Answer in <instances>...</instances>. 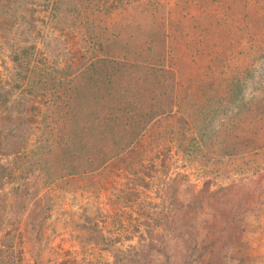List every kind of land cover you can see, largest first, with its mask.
Returning a JSON list of instances; mask_svg holds the SVG:
<instances>
[{
	"label": "trees",
	"instance_id": "trees-1",
	"mask_svg": "<svg viewBox=\"0 0 264 264\" xmlns=\"http://www.w3.org/2000/svg\"><path fill=\"white\" fill-rule=\"evenodd\" d=\"M50 6L60 14L49 22L62 59L22 50L11 80L0 82V107L11 95L23 98L10 121L13 144L25 145L5 163L0 152V180L32 169L36 189L51 193L128 172L127 189L140 194L174 158L171 145L191 158L218 137L242 139L252 154L264 149V0ZM210 108L215 124L206 118Z\"/></svg>",
	"mask_w": 264,
	"mask_h": 264
},
{
	"label": "rangeland",
	"instance_id": "rangeland-1",
	"mask_svg": "<svg viewBox=\"0 0 264 264\" xmlns=\"http://www.w3.org/2000/svg\"><path fill=\"white\" fill-rule=\"evenodd\" d=\"M61 1L0 0L1 84L11 80L22 50L60 62L49 17H59L50 5ZM22 100L14 94L0 107L2 163L25 146L13 144L10 121ZM208 112L215 124L218 114ZM246 146L218 137L191 158L171 145L174 158L140 194L127 189L128 172L100 173L86 190L51 193L36 189L32 169L7 173L0 180V264H264V149L252 154Z\"/></svg>",
	"mask_w": 264,
	"mask_h": 264
}]
</instances>
